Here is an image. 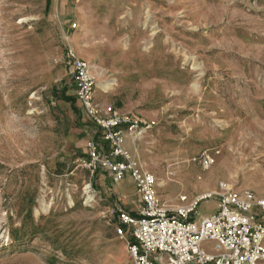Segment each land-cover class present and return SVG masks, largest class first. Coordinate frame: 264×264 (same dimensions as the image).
I'll return each mask as SVG.
<instances>
[{
	"label": "rangeland",
	"instance_id": "obj_1",
	"mask_svg": "<svg viewBox=\"0 0 264 264\" xmlns=\"http://www.w3.org/2000/svg\"><path fill=\"white\" fill-rule=\"evenodd\" d=\"M69 49L88 56L96 101L144 128L130 155L168 207L222 182L264 199V0H0V264L128 259L125 200L84 166L91 140L112 151L78 103Z\"/></svg>",
	"mask_w": 264,
	"mask_h": 264
},
{
	"label": "built area",
	"instance_id": "obj_2",
	"mask_svg": "<svg viewBox=\"0 0 264 264\" xmlns=\"http://www.w3.org/2000/svg\"><path fill=\"white\" fill-rule=\"evenodd\" d=\"M66 63L77 87L78 102L101 128L112 151L111 156L106 155L91 140L84 166L93 173H110L116 183L131 176L142 198L138 217L124 211L118 215V236L129 239L126 264H264V199L222 182L216 191L192 201L181 196L183 206L168 207L159 195L156 176L141 171L123 147L127 135L139 137L144 128L134 118L113 113L111 107L104 108L96 101L92 67L73 49L68 50ZM214 163L208 157L203 167L208 171ZM87 199L94 197L88 193ZM207 202H215L217 211L200 216L198 209ZM192 216L196 219L190 221ZM208 243L212 245L209 249L205 246Z\"/></svg>",
	"mask_w": 264,
	"mask_h": 264
},
{
	"label": "crops",
	"instance_id": "obj_3",
	"mask_svg": "<svg viewBox=\"0 0 264 264\" xmlns=\"http://www.w3.org/2000/svg\"><path fill=\"white\" fill-rule=\"evenodd\" d=\"M97 4L99 6L103 5V4L100 5V3H97ZM104 5L107 6V7H105V9L108 10V7L113 5V4H111V2H108V3L106 2V3H104ZM89 6H90V4L88 2H83V4L80 5V9H79L80 12L78 14V20L80 21L81 25L89 24L91 22L89 19L90 15L87 12L89 10ZM111 18H113V17L105 18L106 22H107V20H109ZM81 56L83 59H87V57H88L87 55H81ZM129 138L130 137H127L125 139V143H124L123 147L130 154V153H133L134 144H133L132 140H130ZM115 192H116L117 196H119L120 198H123L125 200V205H126V208H128L129 213L134 217H138L139 211L142 207V198L136 189V185H135L132 177L127 176L124 180L117 182L116 186H115ZM217 207H218V205H217ZM211 214H213V213H211ZM211 214H208L206 216H209ZM205 246L208 249L212 247V245L209 243L206 244Z\"/></svg>",
	"mask_w": 264,
	"mask_h": 264
},
{
	"label": "bare ground",
	"instance_id": "obj_4",
	"mask_svg": "<svg viewBox=\"0 0 264 264\" xmlns=\"http://www.w3.org/2000/svg\"><path fill=\"white\" fill-rule=\"evenodd\" d=\"M129 136H131V135H129ZM127 137H128V135H127ZM133 138H135V137H133ZM173 160L175 161V164L178 166V169L180 170V174H181L182 173V170H184L183 169V166H185L187 164V161L184 158H173ZM199 179H201V178L199 177ZM46 209H47V207L44 210L46 211Z\"/></svg>",
	"mask_w": 264,
	"mask_h": 264
}]
</instances>
